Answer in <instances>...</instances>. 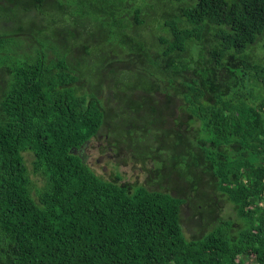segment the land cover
<instances>
[{"label": "trees", "instance_id": "16d2710c", "mask_svg": "<svg viewBox=\"0 0 264 264\" xmlns=\"http://www.w3.org/2000/svg\"><path fill=\"white\" fill-rule=\"evenodd\" d=\"M150 1L0 0V264H264V0Z\"/></svg>", "mask_w": 264, "mask_h": 264}, {"label": "rangeland", "instance_id": "374dc122", "mask_svg": "<svg viewBox=\"0 0 264 264\" xmlns=\"http://www.w3.org/2000/svg\"><path fill=\"white\" fill-rule=\"evenodd\" d=\"M150 2L154 4L153 0ZM142 30L146 29L143 28ZM256 53L257 56L264 61V53L259 48L256 49ZM106 90L107 88L104 89L105 92ZM156 103L161 104L160 102ZM111 104H113V102H111ZM109 122L110 121H108V123ZM107 129H109L108 124L103 127L101 133L105 134ZM102 140H104L102 137L97 141L92 140L89 143V146L82 152L86 156L85 160L91 169L106 180H112L115 176L119 175L121 177V182H130L131 184L138 183L142 185L145 184L149 187V182L155 178L154 173L151 172L149 166L146 164L143 165L139 159L134 158L131 154V149L127 148L117 153L113 148L108 149V145L103 144L106 141ZM151 145H153V143H151ZM135 148L140 147L137 144ZM26 164L29 168L30 174L32 175L33 171L30 163L27 161ZM160 185L161 184L159 183H155L151 186V189L160 190L161 188L166 189L170 186L168 184H164L163 187H161ZM199 210L201 209L197 208V210L195 209L193 211L192 206L189 204H183L181 211V225L184 236L187 239L200 237L201 234L208 229L207 226L203 225L204 217L197 213ZM220 213L221 214L218 218H230L231 220H236L235 213L232 212V206L229 203L223 202L222 211ZM206 221L208 226L215 223V221L211 222L208 218ZM209 228L211 229V227Z\"/></svg>", "mask_w": 264, "mask_h": 264}, {"label": "flooded vegetation", "instance_id": "af4514ba", "mask_svg": "<svg viewBox=\"0 0 264 264\" xmlns=\"http://www.w3.org/2000/svg\"><path fill=\"white\" fill-rule=\"evenodd\" d=\"M85 150V149H84ZM84 155V154H83Z\"/></svg>", "mask_w": 264, "mask_h": 264}]
</instances>
